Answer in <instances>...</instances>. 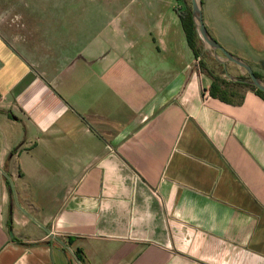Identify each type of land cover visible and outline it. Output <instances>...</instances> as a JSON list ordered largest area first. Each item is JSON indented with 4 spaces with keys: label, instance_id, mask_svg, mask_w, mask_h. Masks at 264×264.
<instances>
[{
    "label": "crops",
    "instance_id": "crops-1",
    "mask_svg": "<svg viewBox=\"0 0 264 264\" xmlns=\"http://www.w3.org/2000/svg\"><path fill=\"white\" fill-rule=\"evenodd\" d=\"M185 6L0 0V264H264V98Z\"/></svg>",
    "mask_w": 264,
    "mask_h": 264
},
{
    "label": "rangeland",
    "instance_id": "rangeland-1",
    "mask_svg": "<svg viewBox=\"0 0 264 264\" xmlns=\"http://www.w3.org/2000/svg\"><path fill=\"white\" fill-rule=\"evenodd\" d=\"M254 2L259 0H209L208 8L203 10V16L210 21L209 27L216 38L213 37L227 50L232 45L229 43L230 38L227 32V29L231 28L233 36L243 42L242 46L250 63H260L264 61V26L261 22L264 15L255 11ZM187 5L191 8V0L187 1L185 7ZM205 52L208 54L206 50ZM254 66L255 64L252 67ZM245 72L247 73L246 70Z\"/></svg>",
    "mask_w": 264,
    "mask_h": 264
},
{
    "label": "water",
    "instance_id": "water-1",
    "mask_svg": "<svg viewBox=\"0 0 264 264\" xmlns=\"http://www.w3.org/2000/svg\"><path fill=\"white\" fill-rule=\"evenodd\" d=\"M202 6V0H191L192 18L204 49L209 52V54L213 56L219 63L223 65H225L226 62H233L238 66L244 68L247 71L249 78L241 81L251 84L264 92V80H262L255 74L251 65L241 57L227 50L210 33L203 18ZM220 55H222L223 57H221ZM226 73L228 74V72Z\"/></svg>",
    "mask_w": 264,
    "mask_h": 264
},
{
    "label": "trees",
    "instance_id": "trees-1",
    "mask_svg": "<svg viewBox=\"0 0 264 264\" xmlns=\"http://www.w3.org/2000/svg\"><path fill=\"white\" fill-rule=\"evenodd\" d=\"M185 3V5L187 4L188 0H181ZM179 16L183 25V28L185 30L186 36H187V41L189 46L192 48V50L194 51L195 56H205V50L202 44V41L200 39V36L197 32V29L195 27L193 18H192V12H191V8L187 5V7H185L184 9L179 11ZM211 75L214 77L215 81L219 80L217 78V76L214 74V72H210ZM255 74L261 78V75L258 74L257 72H255ZM222 83H225L224 80H219ZM248 86H251L252 88H254L256 90V92L262 96L264 98V92L261 91L260 89L256 88L255 86L251 85V84H246ZM211 91L213 95L219 96L220 98L226 99L224 91L221 89V87L216 84L213 83L212 87H211Z\"/></svg>",
    "mask_w": 264,
    "mask_h": 264
},
{
    "label": "built area",
    "instance_id": "built-area-1",
    "mask_svg": "<svg viewBox=\"0 0 264 264\" xmlns=\"http://www.w3.org/2000/svg\"><path fill=\"white\" fill-rule=\"evenodd\" d=\"M200 57H201V56H197V58H196V59H197V61H199V60H200Z\"/></svg>",
    "mask_w": 264,
    "mask_h": 264
}]
</instances>
